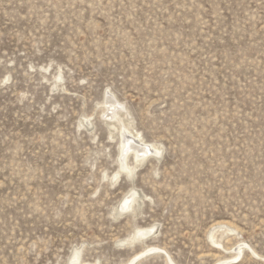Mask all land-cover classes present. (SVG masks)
I'll return each mask as SVG.
<instances>
[{"label":"rangeland","instance_id":"obj_1","mask_svg":"<svg viewBox=\"0 0 264 264\" xmlns=\"http://www.w3.org/2000/svg\"><path fill=\"white\" fill-rule=\"evenodd\" d=\"M239 241L264 264V0H0V264H215Z\"/></svg>","mask_w":264,"mask_h":264},{"label":"bare ground","instance_id":"obj_2","mask_svg":"<svg viewBox=\"0 0 264 264\" xmlns=\"http://www.w3.org/2000/svg\"><path fill=\"white\" fill-rule=\"evenodd\" d=\"M107 103H108V111H106L107 112L106 115L110 116L111 119L117 118L118 114L115 113V111L113 110V106L114 105H117L116 104V101L109 100ZM133 148H135V150L133 151L134 152V155H135V158L138 159L139 161H141V160L143 161L144 160L143 158L145 156H147L148 154H151L152 149H155L157 152L160 151V149L156 145L149 144V143H144L142 145L133 144ZM127 154H128L127 150L126 151L124 150V155H127ZM134 169H135V167H131L129 164H126V165L123 164L122 165V170L123 171H126L128 173H134ZM120 172L121 171H119L116 174V176H118ZM136 193L137 192H133L132 194L127 193L124 196V198L122 199L123 204H124V206H122L123 209L125 208V209H127V211L130 210V209H132V208H133V210L135 209V207H136L135 203L137 201V198H135V195H137ZM150 233H151V231L149 229H141L140 230V228H138L135 231V233L133 234L131 240H129V241H130V243H133V241L136 240L137 237H139V238L140 237H147V236L150 235ZM213 236H214V234H213ZM224 248H226V247H224ZM247 248H249L257 257L261 256L250 244H248L245 241H239L234 246L235 254H232V256L230 258H228L226 260H221V261H219V262H217L215 264H219L221 262H228V261H231L232 263H235V264L236 263H240L242 261L243 256H244L245 249H247ZM163 251H164L163 248H161L160 246H150V247H147L146 249L142 250L141 252H138L137 254H135L132 257V259L127 264H134V263H136L137 259H139L140 256L145 255V254H147L149 252H151V253L152 252L163 253ZM219 251H220V249H219ZM262 257H264V256H262ZM168 259L173 264H177L169 254H168ZM73 261H74L73 264H75V263H77V264H101V263L96 262V261L95 262H91V261H86V260L80 262V260H79V254L78 253L73 257Z\"/></svg>","mask_w":264,"mask_h":264},{"label":"snow or ice","instance_id":"obj_3","mask_svg":"<svg viewBox=\"0 0 264 264\" xmlns=\"http://www.w3.org/2000/svg\"><path fill=\"white\" fill-rule=\"evenodd\" d=\"M127 203V202H126Z\"/></svg>","mask_w":264,"mask_h":264}]
</instances>
